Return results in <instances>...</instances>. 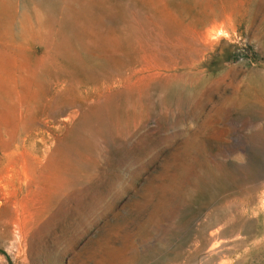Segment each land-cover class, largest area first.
I'll return each instance as SVG.
<instances>
[{
  "label": "rangeland",
  "instance_id": "374dc122",
  "mask_svg": "<svg viewBox=\"0 0 264 264\" xmlns=\"http://www.w3.org/2000/svg\"><path fill=\"white\" fill-rule=\"evenodd\" d=\"M0 264H264V0H0Z\"/></svg>",
  "mask_w": 264,
  "mask_h": 264
}]
</instances>
